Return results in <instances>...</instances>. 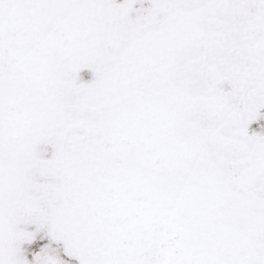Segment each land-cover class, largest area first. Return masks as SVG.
I'll list each match as a JSON object with an SVG mask.
<instances>
[{
    "label": "snow or ice",
    "instance_id": "6c2138e0",
    "mask_svg": "<svg viewBox=\"0 0 264 264\" xmlns=\"http://www.w3.org/2000/svg\"><path fill=\"white\" fill-rule=\"evenodd\" d=\"M0 264H264V0H0Z\"/></svg>",
    "mask_w": 264,
    "mask_h": 264
}]
</instances>
